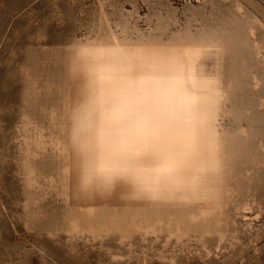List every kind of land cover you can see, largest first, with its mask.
Returning <instances> with one entry per match:
<instances>
[{
	"label": "rangeland",
	"instance_id": "obj_1",
	"mask_svg": "<svg viewBox=\"0 0 264 264\" xmlns=\"http://www.w3.org/2000/svg\"><path fill=\"white\" fill-rule=\"evenodd\" d=\"M155 61L181 66L195 105L208 92L188 68L216 81L202 107L213 165L200 142L182 173L201 196L152 205L129 164L110 192L132 206L102 207L74 233L63 145L85 181L110 78L144 91ZM212 200L222 210L203 219ZM0 264H264V0H0Z\"/></svg>",
	"mask_w": 264,
	"mask_h": 264
},
{
	"label": "bare ground",
	"instance_id": "obj_2",
	"mask_svg": "<svg viewBox=\"0 0 264 264\" xmlns=\"http://www.w3.org/2000/svg\"><path fill=\"white\" fill-rule=\"evenodd\" d=\"M182 71L176 61L151 63L149 85L144 91L143 83L117 85L110 78L111 109L106 121L91 126L88 145L92 144L89 152L94 160L90 162L85 181H78L81 165L76 155L63 145L68 159L74 163L66 168L67 203L81 215L70 220L71 231L80 233V220L86 219L91 224L102 207L133 204L130 197L110 192L113 172H122L129 164L136 166L130 173V182L137 198L144 196L146 202L156 206H167L171 200L180 205H192L199 200L200 191L186 185L182 173L186 161L199 149L200 142L205 141L207 166L213 165L215 144L212 143L208 115L205 113L204 117L202 107L205 103V110L209 109V92L216 91V81L208 76L196 78L193 67L188 68L190 80L193 83L197 80V85L208 92L195 105L181 81ZM169 77H174V85L168 82ZM97 143L102 147L94 148ZM211 188L205 186V196L212 193ZM221 210L222 206L212 200L210 203L205 201L200 213L205 219ZM157 224L161 232L163 220L159 219ZM134 227L145 233L155 230V226L141 223ZM90 231L96 235L93 226ZM220 237L222 240L223 236Z\"/></svg>",
	"mask_w": 264,
	"mask_h": 264
}]
</instances>
